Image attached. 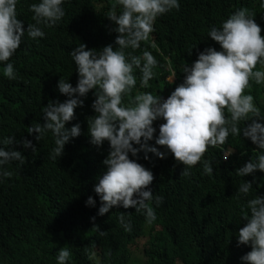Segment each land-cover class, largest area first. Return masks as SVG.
Listing matches in <instances>:
<instances>
[{
    "label": "trees",
    "instance_id": "obj_1",
    "mask_svg": "<svg viewBox=\"0 0 264 264\" xmlns=\"http://www.w3.org/2000/svg\"><path fill=\"white\" fill-rule=\"evenodd\" d=\"M33 2L36 0H18L17 16L24 27L34 23L28 7ZM113 3L64 0V17L55 25H42L43 38H22L10 58L17 78H5L0 66V138L14 135L17 140L32 139L27 127L35 121L43 124L42 106L49 100L66 99L57 91L56 82L61 77L75 86L77 74L69 56L74 47L84 43L98 50L113 43L117 34L106 18ZM179 4L178 10L156 18L150 40L142 41L133 52L141 55L142 50H148L158 64L147 87L141 86V74L134 69L137 84L130 96L139 90L166 98L183 81L184 63L191 65L205 47L219 49L207 38V31L213 25L219 27L238 8L254 14L264 35L261 0H179ZM152 41L159 51L151 48ZM172 71L176 77L170 84ZM249 83L251 87L244 91L253 96L264 116V84ZM83 99V106L74 109L73 120L65 125L79 122L81 133L70 138L57 160L49 159L53 147L50 132L39 141L33 140L35 151L12 145L25 160L6 166L12 175L0 181V264H56L60 248L70 251L67 264H92L87 258L92 245L101 264H240L239 257L250 249L237 246L235 237L244 222L246 199L255 192L264 194V173L254 172L253 190L244 197L238 196L236 189L242 180L250 181L253 176L239 177L235 170L256 156L255 146L240 135H229L223 145L209 147L203 154L202 159L212 163L213 172L204 174L198 162L187 177L180 175L183 165L170 153L163 159L149 153L147 160L138 153L137 162L153 173V194L163 197L159 206L152 205L156 219L148 225L142 212L119 206L97 216L99 200L92 189L95 178L104 171L101 161L108 145L105 142L97 148L89 143L86 118L93 114L92 90ZM162 122L154 121L153 126L158 128ZM88 196L96 201L95 207L85 206ZM120 213L131 220L130 231L118 223ZM93 216L94 221L90 219ZM94 225L106 234L99 236Z\"/></svg>",
    "mask_w": 264,
    "mask_h": 264
},
{
    "label": "clouds",
    "instance_id": "obj_2",
    "mask_svg": "<svg viewBox=\"0 0 264 264\" xmlns=\"http://www.w3.org/2000/svg\"><path fill=\"white\" fill-rule=\"evenodd\" d=\"M17 3L18 0H0V66L8 80L17 78L10 58L22 38H43L41 26L55 25L65 15L64 0H36L28 6L34 23L24 27V21L17 16ZM179 7V0H114L106 14L114 25L111 31L117 34L113 43L98 50L87 48L84 43L74 47L69 56L77 74L75 86L61 77L56 82L57 91L66 99L49 100L42 106L43 124L35 121L27 127L32 139L17 140L14 135L0 138V181L12 175L6 166L13 162L23 164L25 160L22 152L12 147L14 144L35 151L33 140L39 141L50 132L53 147L49 159L57 160L70 138L80 135L79 122L65 125L73 120L74 109L83 106V98L92 90L93 114L86 118L89 143L97 148L105 142L108 145L101 161L104 171L95 178L92 189L99 200L97 216H103L114 206L131 207L143 213L146 224H152L156 219L152 205L159 206L163 197L153 194V173L137 162V154L143 153L147 160L149 153L160 159L170 153L183 165L180 175L189 176L198 162L203 173L210 174L212 163L202 159L203 154L209 147L223 145L229 135H240L258 150L254 158L235 170L239 177L253 176L250 181L242 180L236 189L238 196L248 197L256 180L254 172L264 173V116L253 96L244 91L251 87L250 80L264 84V35L249 9L238 8L219 27L209 28L207 38L219 49L205 47L197 52L191 65L184 63L183 81L166 98L139 90L134 96L129 95L137 84L134 69L141 74V86L147 87L158 64L148 50H142L141 55L133 52L142 41L150 40L158 16ZM150 46L159 51L154 41ZM175 77L176 72L172 71L168 77L170 84ZM154 121L163 122L157 128ZM84 204L95 207L96 201L88 196ZM244 207V222L235 239L237 246L245 245L250 250L239 257L240 264H264V194L255 192L246 199ZM90 219L94 221L95 216ZM117 221L124 231L131 230L126 213L118 214ZM93 227L99 236L106 234L97 225ZM69 258L70 251L60 248L56 264H67ZM87 258L92 264H101L94 245L87 250Z\"/></svg>",
    "mask_w": 264,
    "mask_h": 264
}]
</instances>
